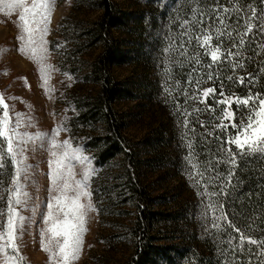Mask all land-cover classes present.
<instances>
[{
	"label": "rangeland",
	"instance_id": "1",
	"mask_svg": "<svg viewBox=\"0 0 264 264\" xmlns=\"http://www.w3.org/2000/svg\"><path fill=\"white\" fill-rule=\"evenodd\" d=\"M117 1L122 7L133 9L147 6L144 0ZM195 1L183 0L177 5L169 31L158 18L152 37L132 31L118 34L125 39L123 47L131 59L111 65L112 74L133 93L114 104L125 122L126 135L140 145L143 181L152 195L160 198L157 207L177 208L184 215L173 225L162 226L161 233L175 242L199 240L208 234V212L218 210L213 178L220 177L229 165L226 150L214 139L209 105L201 102L203 92L213 87L207 81L212 73L209 65H215L211 53L221 45L211 40L207 47L200 46L199 41L212 34L208 31L210 25L195 20H202L201 12L198 16L192 13ZM46 2L47 22L39 25L30 22L32 12L43 15V9L24 12L17 6L22 3L30 8L33 3ZM149 6L155 9L154 4ZM100 13L96 0H0V233L7 222L9 198L18 215L25 217L24 227L16 230L11 247L6 248L4 240H0V264H56L51 254L59 251L57 245L63 238L48 231L52 225L47 217L48 203L58 194L52 176L57 167L68 183V197L77 191L89 194H82L79 200L84 206V231L76 258L69 264H126L133 251V207L121 201L116 186L120 158L94 170L92 152L81 150L78 138L69 132L68 116L76 113L72 99L93 94L99 88L87 76L102 47L89 46L84 34ZM21 14L29 21L27 25L19 20ZM40 18L36 17L38 21ZM233 27L238 29L241 25L235 22ZM164 29L168 35L160 38L163 43L154 54L151 38L160 37ZM254 35L260 42L264 40V23ZM236 37L233 34L228 39L233 41L228 46L230 50L220 49L217 53V63L229 72L239 63L240 55L228 57L229 52L240 53ZM162 56L166 62L160 66ZM247 113L248 108L241 106L235 114L237 123ZM17 114L21 124L16 132L26 142L19 145L21 152L10 156L7 137L12 133L8 129L15 128ZM220 119L216 126L222 121L229 123L223 113ZM99 129L97 124L95 130ZM37 134H46L43 147L38 139L28 140ZM53 142L59 147L53 148ZM16 147L13 140V148ZM13 156L15 160L23 157V165L28 167L14 166ZM53 161L59 163L50 168ZM17 167L21 168L19 175ZM77 181H84L87 187L81 184L77 189ZM16 199L21 203L15 204ZM55 215L53 211L54 218ZM63 230V226L58 229ZM262 261L260 264H264Z\"/></svg>",
	"mask_w": 264,
	"mask_h": 264
},
{
	"label": "trees",
	"instance_id": "2",
	"mask_svg": "<svg viewBox=\"0 0 264 264\" xmlns=\"http://www.w3.org/2000/svg\"><path fill=\"white\" fill-rule=\"evenodd\" d=\"M144 1L147 6L139 10L122 7L117 0H96L101 13L88 27L84 39L89 46L101 44L102 47L87 76L90 81L98 83L99 88L93 94L72 99L76 113L68 116L70 135L78 138L81 150L92 152L94 170L120 158L117 191L123 203L132 204L134 212L131 226L134 245L126 264H260L264 260V153L247 148L241 150L235 144L225 143L234 136V132L215 125L220 123L224 108V105L215 102L221 98V91L244 98L249 94L259 98L264 96V40L260 42L254 35L264 23V0H196L193 9L189 6L193 15L202 13V20H195L210 25L211 40L216 44L219 42L221 50H230L228 46L233 41L228 39L233 34L237 35L236 43L240 50L238 64L242 66L229 72L216 62L210 69L211 79L207 81L216 92L207 99L211 110L208 118L216 144L227 152L229 165L220 177L213 178L218 210L208 212V218L212 217V220L208 219V222L211 221L208 234L199 240L189 238L187 242L168 241L161 233L162 226L173 225L184 215L177 208L165 210L157 207L160 198L153 196L143 181L144 160L140 145L126 135L125 122L114 104L133 94L124 81L111 71V65L123 64L131 59L128 49L123 47L125 39L118 34L132 31L138 35L149 34L150 37L152 29L157 28L158 18L169 31L175 9L183 2ZM149 4H154L155 9H151ZM252 9L256 10L254 20L251 18ZM218 16L224 18V25H221ZM246 20L252 26L251 32ZM235 22H239L241 28H234ZM166 29L160 37L151 38L155 50L161 48L163 42L159 41L160 38L166 39ZM241 37L245 41L243 46L240 45ZM155 50L154 54L157 53ZM158 53L163 52L158 50ZM165 62L162 56L159 65ZM241 78H244L243 84L240 83ZM236 107L234 104V110ZM97 124H100L99 130H95Z\"/></svg>",
	"mask_w": 264,
	"mask_h": 264
},
{
	"label": "snow or ice",
	"instance_id": "3",
	"mask_svg": "<svg viewBox=\"0 0 264 264\" xmlns=\"http://www.w3.org/2000/svg\"><path fill=\"white\" fill-rule=\"evenodd\" d=\"M18 7L24 8V12H30L32 9H43L44 14L41 15L39 11L32 12V19L31 23L35 25H39L40 23H46L47 22V16L49 15L48 12V3H41L37 5L36 3H33L30 8L24 7V5L18 4ZM11 7V6H10ZM225 12H227V9H225ZM37 16H40V20L38 21L36 19ZM253 20L256 19V10L252 9V17ZM217 19H219L221 25L225 24V20L222 16H218ZM19 20L21 22H24L25 25L29 23V21L26 20L25 15L21 14L19 17ZM245 23L248 26V31H252V26L248 21L246 20ZM27 30V29H25ZM35 30H39L38 28ZM34 30V31H35ZM46 31V29H45ZM31 36L32 33H29ZM23 39V37H21ZM201 47H207L211 42V36H206L203 38V40L199 41ZM245 43L243 37L240 39V45L243 46ZM220 51L219 47H217L216 51H213L211 53L210 59L213 63H216L219 59L218 52ZM239 55V53H228L229 58H234L235 56ZM234 67H239L242 65L234 64ZM211 67V65H209ZM209 79H211V76H209ZM240 83H244V78H241ZM216 89L215 88H208L203 92V99L201 102H207V99L209 95L215 94ZM221 99L217 100L216 104H222L224 105L223 108V119L229 121V123L224 124L223 121L220 124V127L222 130H228L232 129L234 132V136L230 137L228 141H225V143L235 144L237 147H239L241 150H244L245 148L253 151V152H261L264 153V99L259 98L258 96H253L249 94L247 98H240L238 96H228L225 92H220ZM256 101H259L257 104ZM235 104L237 107L235 111L232 109V105ZM244 106L248 108V113L246 117L239 123H237L235 119V114L237 111H239L240 107ZM6 108V106H5ZM5 121H7L9 118L7 116V113L5 112L4 115ZM21 121L19 114H17L16 119V125L15 128L8 129L9 132L12 133L10 137H7L8 139V145H7V152L10 156L13 155V153H19L22 151V149L19 147L20 144L25 143L26 141L23 140L20 137V134L16 132V129L20 127ZM33 139H38L41 144L40 147L44 146V141L46 139V134H37L35 137H28V140L31 141ZM13 140H15L17 147L13 148ZM67 141H65V147L67 146ZM53 148L59 147L53 142L52 145ZM229 154H231V149H229ZM53 156H55V152L53 153ZM65 156H67V153H65ZM14 159V166L20 165L23 167H28L23 165V157H21L19 160ZM82 160H86V157H82ZM59 161H53L50 162V168L55 167ZM0 167H3V164L0 163ZM21 168L17 167V175L20 174ZM53 176V184L55 185L54 191H56L58 194L52 196L51 200L48 203L49 208V214L47 217V221L51 222V227L48 229L49 232L53 233L56 237H62L63 242L58 243L57 247L59 249L58 252H53L51 254V258L56 261V264H69V261L71 259L76 258V253L79 248V245L81 243L80 236L81 233L84 231L83 229V219H84V206L79 203L81 195H89L88 193H81L80 191L76 192L75 196L68 197L66 190L68 188V183L66 180H63V177L60 173V169L57 167L56 171L52 174ZM88 176V173H85V177ZM63 181V185L62 182ZM84 184L85 187L87 185L84 183V181H77L76 186L77 189H79L80 185ZM16 190L19 191L18 182L16 183ZM27 196V194H24ZM15 204H20L21 200L16 199L14 201ZM53 211H55L56 215L55 218L53 216ZM24 221L25 217L19 216L18 213L15 211L13 207V201L11 198H9V209H8V217L6 225L4 226V231L0 233V240H4V246L11 247L14 239H15V232L17 229H23L24 227ZM63 226V231H58L59 228ZM243 243V240H241ZM252 243H255V241H251ZM45 250H48L47 248ZM13 251H15V248H13ZM19 260V258H18Z\"/></svg>",
	"mask_w": 264,
	"mask_h": 264
}]
</instances>
